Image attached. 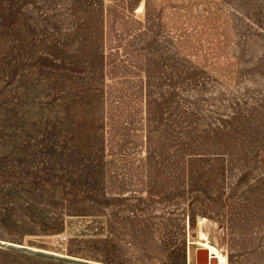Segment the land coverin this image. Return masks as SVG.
<instances>
[{"label": "rangeland", "instance_id": "1", "mask_svg": "<svg viewBox=\"0 0 264 264\" xmlns=\"http://www.w3.org/2000/svg\"><path fill=\"white\" fill-rule=\"evenodd\" d=\"M199 249L264 264V0H0V264Z\"/></svg>", "mask_w": 264, "mask_h": 264}, {"label": "water", "instance_id": "2", "mask_svg": "<svg viewBox=\"0 0 264 264\" xmlns=\"http://www.w3.org/2000/svg\"><path fill=\"white\" fill-rule=\"evenodd\" d=\"M215 255H211L206 249H199L196 252V264H217Z\"/></svg>", "mask_w": 264, "mask_h": 264}, {"label": "bare ground", "instance_id": "3", "mask_svg": "<svg viewBox=\"0 0 264 264\" xmlns=\"http://www.w3.org/2000/svg\"><path fill=\"white\" fill-rule=\"evenodd\" d=\"M213 255H215L214 259H216L219 264H224V259L220 255L218 254H213Z\"/></svg>", "mask_w": 264, "mask_h": 264}]
</instances>
